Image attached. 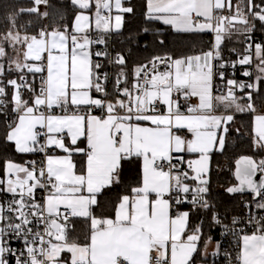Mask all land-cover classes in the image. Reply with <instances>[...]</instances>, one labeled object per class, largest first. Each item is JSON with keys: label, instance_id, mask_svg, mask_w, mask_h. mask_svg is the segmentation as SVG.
I'll return each instance as SVG.
<instances>
[{"label": "snow or ice", "instance_id": "1", "mask_svg": "<svg viewBox=\"0 0 264 264\" xmlns=\"http://www.w3.org/2000/svg\"><path fill=\"white\" fill-rule=\"evenodd\" d=\"M70 3L77 9L70 26L30 33L31 22L19 17L47 18L41 9L52 7L31 0L7 15L0 33V117L9 118L3 140L17 154L41 155L0 159V264H197L198 257L207 264L212 238L201 251L202 228L190 226L191 212L212 207V155L225 149L235 113H256L254 94L264 88V44L231 49L234 61L222 45L233 34L251 41L257 25L264 28V0H145L146 19L214 40L207 51L152 56L131 78L125 56H113L107 43L134 7L125 0ZM94 57L117 66L111 91ZM238 66L247 79L235 75ZM253 143L264 150V114L254 115ZM130 164L139 165L135 184L111 215L98 216L99 197L124 184ZM234 175L238 183L226 191L251 194L264 212V159L240 157ZM185 204L191 208L182 210ZM76 222L85 225L82 238H72ZM240 223L233 218V226ZM247 223L250 233L224 226L236 238L234 264H264V215H249ZM215 249L214 256L219 242Z\"/></svg>", "mask_w": 264, "mask_h": 264}, {"label": "trees", "instance_id": "2", "mask_svg": "<svg viewBox=\"0 0 264 264\" xmlns=\"http://www.w3.org/2000/svg\"><path fill=\"white\" fill-rule=\"evenodd\" d=\"M51 9H57L64 14L60 19L47 18L38 19L34 15H23L19 17L18 23L29 24L28 31L35 32L42 26L58 27L64 24L71 25L77 9L74 8L70 0H50ZM127 4L134 7V13L125 14L123 30L116 37V48L123 51L127 61L126 71L131 78L132 69L140 63L145 62L155 55L171 54L175 57L190 55L200 50L207 51L211 46L214 36L212 33H183L176 32L170 27L163 25L159 21H151L145 17V0H131ZM31 0H0V33L8 29L7 15L17 7H30ZM149 29L145 32L144 29ZM119 38L121 41L119 42ZM163 40L161 44L159 41ZM226 59H234L236 55L230 50L235 48L242 51L244 46L233 34L230 39H225L222 45ZM9 54H13L9 48ZM254 76L256 74L253 73ZM11 76V75H10ZM9 76V77H10ZM14 78L15 73L12 75ZM219 83V81H217ZM36 83H39L37 78ZM254 102L257 111H264V88L259 93L254 94ZM8 117H0V159L14 158L24 161L32 157L14 152L12 145L4 142L3 137L6 130ZM253 155L258 161L264 159V152L257 149L253 143L252 116L249 114H237L234 121L229 126L226 137L225 149L221 152L215 151L212 155L210 171V191L208 200L212 207L208 210L198 209L191 212L190 226L201 225L206 235L213 239H218L220 230L213 221V214L221 210H227L235 206L242 195H230L226 189L235 183L233 169L235 160L241 155ZM139 165L130 164L126 166L124 173V184L105 190L99 197V206L95 208L96 214L111 215L112 208L120 195L125 194L129 185L135 184L138 178ZM255 208L252 195H244ZM191 205L185 204L182 210H189ZM256 209V208H255ZM257 210V209H256ZM260 211V210H257ZM85 225L76 222L72 238H82Z\"/></svg>", "mask_w": 264, "mask_h": 264}, {"label": "built area", "instance_id": "3", "mask_svg": "<svg viewBox=\"0 0 264 264\" xmlns=\"http://www.w3.org/2000/svg\"><path fill=\"white\" fill-rule=\"evenodd\" d=\"M50 3V0H49ZM256 3H259V0H256ZM223 15H229V12L227 10L222 12ZM236 38L246 47L247 43H260L264 44V28H261L259 25H257V28L251 33L252 40L246 41L244 35L241 34H234ZM214 36V34H213ZM116 37L114 34L108 39L107 43V50L114 56L117 52H121L123 55V51L116 48ZM121 41V38L118 40ZM104 45H94L93 49L95 50H103ZM243 48V50H244ZM242 50V51H243ZM241 51V52H242ZM95 60H99L104 64V67L101 69V72H106L109 75V80L107 82L108 90L111 91L113 87L114 82V74L118 71L117 66L112 65L108 63L107 60H105L103 57H94ZM230 59L232 61L236 60ZM253 73H255V67L250 69ZM228 75L231 76L233 73V69L229 68L227 70ZM242 69L237 67L235 70V75L239 77L240 79H247L241 75ZM193 103L195 101L193 100ZM41 159L40 154H32V157L27 160H37L39 161ZM5 199H7V196H5ZM246 203L250 205V207H246ZM218 215L219 219L221 220L220 224H216L217 227L220 230L219 238L217 239L220 244L219 254L213 256L211 259L207 261V264H234L235 256H236V238L232 235L231 232H227L225 230V225H227L229 228L237 227V228H243L247 232H251L253 230V225L247 223V218L249 215H264V212L257 211L255 208L252 207L251 203L246 199L244 195L240 196L237 203L234 207L227 209V210H221L219 212L215 213ZM233 218H238L241 223L237 226L232 225ZM11 246L13 248H21L22 242L12 240ZM10 264H15V260H10ZM202 264V263H201Z\"/></svg>", "mask_w": 264, "mask_h": 264}, {"label": "crops", "instance_id": "4", "mask_svg": "<svg viewBox=\"0 0 264 264\" xmlns=\"http://www.w3.org/2000/svg\"><path fill=\"white\" fill-rule=\"evenodd\" d=\"M131 0H125V6H131V5H129V4H127L128 2H130ZM238 2V0H233V4L235 5L236 3ZM255 2H256V0H255ZM45 10H47V11H49V16H50V18L52 19H60L62 16H63V12L62 11H60V10H57V9H51V8H48V9H45ZM113 14H115V12L113 13ZM222 14V13H221ZM223 15V14H222ZM124 23H125V20H124ZM165 26H167V25H165ZM124 27V26H123ZM168 27H170V26H168ZM171 28V27H170ZM122 30H123V28H122ZM121 30V31H122ZM173 30V29H172ZM213 35V34H212ZM237 114H249V115H251L252 116V126H253V120H254V115L255 114H264V111H256V113L255 114H253V113H251V112H244V113H235V115H237ZM226 146V145H225ZM219 152V151H218ZM221 152V151H220ZM263 152H264V150H263ZM22 155H31V154H22ZM202 232H203V239H202V242H201V251H204V248H203V243H204V241H206L207 239H208V235H206V233L204 232V230L202 229ZM218 242V240L217 239H213L212 238V241H211V243L209 244V246H208V248H207V252H208V255H207V257H206V260L208 261L209 259H211L214 255H212V253L214 252V251H216V249H215V245H216V243ZM202 263V258H200V257H198L197 258V264H201Z\"/></svg>", "mask_w": 264, "mask_h": 264}, {"label": "water", "instance_id": "5", "mask_svg": "<svg viewBox=\"0 0 264 264\" xmlns=\"http://www.w3.org/2000/svg\"><path fill=\"white\" fill-rule=\"evenodd\" d=\"M257 149H259V148H257ZM242 156H250V157H252V158H254V159H256L253 155H241V156H239L236 160H235V162H234V169H233V177H234V180H235V183L234 184H232V185H230V186H233V185H235V184H237L238 182L236 181V179H235V175H234V173H235V167H236V161L240 158V157H242ZM257 160V159H256ZM258 161V160H257ZM229 186V187H230ZM227 192V191H226ZM228 193V192H227ZM230 195H251V194H249V193H243V194H240V193H237V194H230Z\"/></svg>", "mask_w": 264, "mask_h": 264}, {"label": "rangeland", "instance_id": "6", "mask_svg": "<svg viewBox=\"0 0 264 264\" xmlns=\"http://www.w3.org/2000/svg\"><path fill=\"white\" fill-rule=\"evenodd\" d=\"M41 10L43 11V10H45V9L42 7V9H41ZM14 55H15V53H13V54H9V56H10V57H12V56H14ZM12 75H13V74H11V76H10V77H8V78H14ZM219 152H220V151H219ZM211 161H212V160H211Z\"/></svg>", "mask_w": 264, "mask_h": 264}]
</instances>
